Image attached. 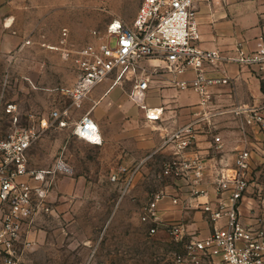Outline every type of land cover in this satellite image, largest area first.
<instances>
[{"label":"built area","instance_id":"built-area-1","mask_svg":"<svg viewBox=\"0 0 264 264\" xmlns=\"http://www.w3.org/2000/svg\"><path fill=\"white\" fill-rule=\"evenodd\" d=\"M195 1L142 0L131 24L115 19L108 24L106 36L63 50L64 57L73 54L78 74L64 88L68 102L62 108L24 112L17 101L6 100L4 93L0 94V264H21L36 220L53 211L51 193L55 183L73 170L63 153L51 165L33 167L29 149L49 128L67 126L97 84L108 78L122 84L128 80L132 84L128 96L144 105L153 76L168 75L174 86L195 88L207 103L209 85L226 80L228 64L264 71V45L253 50L239 47L233 53L200 46ZM62 34L64 43L68 28L64 27ZM25 43H30V39ZM188 71L194 72L191 80L183 78ZM8 76L7 72L4 84L9 82ZM144 107L148 119L160 117V109ZM232 111L264 134V101L239 104ZM219 112L222 110L210 109L165 137L164 142L172 144L175 156L165 161L162 174L188 177L192 170L195 203L213 222L206 236L190 232L180 221L164 224L182 250L174 253L173 264H264V219L257 216L253 222L245 223L240 210L249 186L251 150L240 149L231 170L219 169L214 178V198H210L208 189L200 187L205 181V165L200 158L181 156L193 143L197 125L209 123ZM23 117L26 123L21 122ZM73 134L95 144L103 142L100 126L90 111L75 121ZM137 171L136 165L121 164L110 180L119 183L125 193L134 183ZM167 195L165 188L154 190L143 208L142 219L152 223L151 234L162 225L157 207ZM201 195L207 199L198 200Z\"/></svg>","mask_w":264,"mask_h":264},{"label":"crops","instance_id":"crops-1","mask_svg":"<svg viewBox=\"0 0 264 264\" xmlns=\"http://www.w3.org/2000/svg\"><path fill=\"white\" fill-rule=\"evenodd\" d=\"M195 6L201 47L233 53L239 47L253 50L264 45V0H196ZM51 10L49 3L43 0H0V63L4 64L1 68L8 72L10 82L26 83L27 90L34 89L41 79L51 78L48 64L50 59L57 57L55 54L77 69L73 54L70 57L62 55L63 50L72 47L58 42L48 45L43 39L48 34L50 20L56 16ZM64 27L68 28V43L73 25L66 22ZM27 39L30 43H25ZM226 76V80L209 85L207 103L195 88L174 86L168 75L153 76L143 103L148 108L160 109L157 120L148 119L144 105L128 96L132 88L130 81L122 84L108 78L97 84L75 112L79 118L90 111L100 126L103 142L95 144L79 138L73 147L66 145L64 155L73 170L58 180L108 181L119 165H136L138 171L133 192L142 193L143 187L151 182L153 191L165 188L168 192L157 207L162 220L159 228L167 231L164 224L180 221L190 232L206 236L211 232L213 222L195 203L193 171L188 177L179 178L162 174L165 161L175 156L172 144L164 141L168 133L202 113L210 109L222 110L209 123L203 121L197 125L193 143L181 152V156L200 158L205 165V181L200 187L208 189L210 198H214V178L219 169L231 170L238 151L250 149L249 186L240 210L245 223L253 222L257 216L264 219V134L255 126H247L248 132L244 133L232 122V118L239 117L232 111L236 105L264 101V71L228 64ZM193 77V71L183 75L188 80ZM67 99H54L53 103L46 100L43 109L32 103L28 110L49 112L52 108L64 107ZM67 126L54 128L64 130ZM83 147L89 148L90 152L81 151ZM29 155H33L31 148ZM85 159L89 160L90 166L83 164ZM206 199L204 195L198 197L200 201Z\"/></svg>","mask_w":264,"mask_h":264},{"label":"rangeland","instance_id":"rangeland-1","mask_svg":"<svg viewBox=\"0 0 264 264\" xmlns=\"http://www.w3.org/2000/svg\"><path fill=\"white\" fill-rule=\"evenodd\" d=\"M43 1L49 3L51 11L56 13L48 24V34L43 38L45 43L58 42L72 48L83 46L96 37L106 36L108 24L115 19L131 24L142 2ZM66 22L73 25L68 43L65 40L67 44L61 43L62 27ZM55 55L57 57L50 59L48 64L51 78L41 79L30 90L26 89V83L14 84L9 81L4 84L7 71L1 68L4 64L0 63V94L4 93L6 100L18 101L24 112L29 111L32 103L43 109L46 100L65 101L64 88L75 80L73 76H76L77 69L74 65H68L61 55ZM38 56L41 57V54ZM71 117L67 128L58 130L52 127L33 143V155H29L33 167L53 164L60 153L65 154L66 145L73 147L80 141L73 134L78 114L74 112ZM21 122L26 123L27 119L23 117ZM232 122L244 133L248 132L247 126H251L240 116L232 118ZM81 151L88 154L90 149L83 147ZM82 162L90 166L89 160ZM134 183L123 193L120 184L112 180H57L51 193L53 211L36 220L21 264H173L174 253L182 251L181 246L162 228L151 234L149 229L152 223L142 219L143 208L153 192L152 182L143 187L142 193L131 190L136 189Z\"/></svg>","mask_w":264,"mask_h":264}]
</instances>
